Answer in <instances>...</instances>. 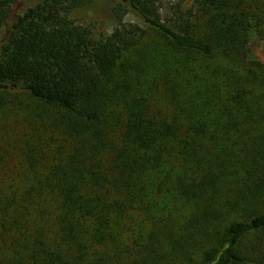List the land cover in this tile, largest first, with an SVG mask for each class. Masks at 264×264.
I'll return each mask as SVG.
<instances>
[{
    "label": "trees",
    "instance_id": "16d2710c",
    "mask_svg": "<svg viewBox=\"0 0 264 264\" xmlns=\"http://www.w3.org/2000/svg\"><path fill=\"white\" fill-rule=\"evenodd\" d=\"M94 1L0 0V264H264V0Z\"/></svg>",
    "mask_w": 264,
    "mask_h": 264
},
{
    "label": "rangeland",
    "instance_id": "374dc122",
    "mask_svg": "<svg viewBox=\"0 0 264 264\" xmlns=\"http://www.w3.org/2000/svg\"><path fill=\"white\" fill-rule=\"evenodd\" d=\"M174 1L177 0H163L164 12L171 8ZM111 4L112 0H95L81 7L75 15L82 22L94 24L98 31H109L113 26L110 11ZM190 4L191 0L184 3L185 6H189ZM250 48L252 55L264 62V40L252 33Z\"/></svg>",
    "mask_w": 264,
    "mask_h": 264
}]
</instances>
